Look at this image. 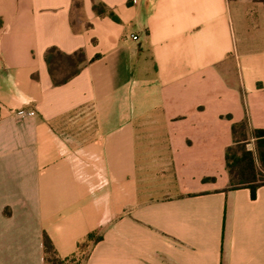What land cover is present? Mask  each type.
Masks as SVG:
<instances>
[{
  "label": "crops",
  "instance_id": "0c3cea01",
  "mask_svg": "<svg viewBox=\"0 0 264 264\" xmlns=\"http://www.w3.org/2000/svg\"><path fill=\"white\" fill-rule=\"evenodd\" d=\"M51 47L88 61L62 86ZM243 121L264 129L261 2L0 0V264L91 233L85 264H264V186L228 189Z\"/></svg>",
  "mask_w": 264,
  "mask_h": 264
},
{
  "label": "trees",
  "instance_id": "16d2710c",
  "mask_svg": "<svg viewBox=\"0 0 264 264\" xmlns=\"http://www.w3.org/2000/svg\"><path fill=\"white\" fill-rule=\"evenodd\" d=\"M264 4V0H254ZM97 15H107L118 21V17L104 4L95 3ZM45 61L54 86H62L76 77L88 61L82 50L66 54L57 47H51L45 54ZM233 141L225 152L226 171L229 176V190L248 188L252 196L264 186V129H249L246 121L232 127ZM254 143V148L249 145ZM214 180V179H211ZM100 233H91L78 245L77 251L69 257L61 258L51 240L45 236V264H85L93 245L101 241Z\"/></svg>",
  "mask_w": 264,
  "mask_h": 264
},
{
  "label": "built area",
  "instance_id": "2783aa9c",
  "mask_svg": "<svg viewBox=\"0 0 264 264\" xmlns=\"http://www.w3.org/2000/svg\"><path fill=\"white\" fill-rule=\"evenodd\" d=\"M134 39H137L136 37H134ZM17 115L21 118H25V117H33L35 116V112L34 111H26V110H19L17 112Z\"/></svg>",
  "mask_w": 264,
  "mask_h": 264
}]
</instances>
